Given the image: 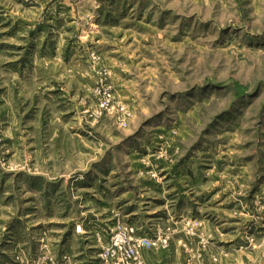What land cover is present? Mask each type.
Masks as SVG:
<instances>
[{
    "label": "rangeland",
    "instance_id": "374dc122",
    "mask_svg": "<svg viewBox=\"0 0 264 264\" xmlns=\"http://www.w3.org/2000/svg\"><path fill=\"white\" fill-rule=\"evenodd\" d=\"M264 264V0H0V264Z\"/></svg>",
    "mask_w": 264,
    "mask_h": 264
},
{
    "label": "built area",
    "instance_id": "2783aa9c",
    "mask_svg": "<svg viewBox=\"0 0 264 264\" xmlns=\"http://www.w3.org/2000/svg\"><path fill=\"white\" fill-rule=\"evenodd\" d=\"M168 240L157 237H136L133 228L117 226L112 235L110 246L104 251L102 258L105 264H147L142 252L152 247L165 248Z\"/></svg>",
    "mask_w": 264,
    "mask_h": 264
}]
</instances>
